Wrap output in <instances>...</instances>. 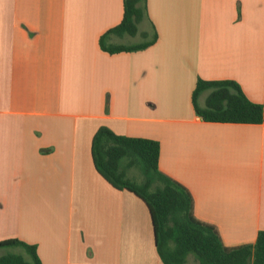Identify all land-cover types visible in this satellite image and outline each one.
<instances>
[{"label":"crops","instance_id":"0c3cea01","mask_svg":"<svg viewBox=\"0 0 264 264\" xmlns=\"http://www.w3.org/2000/svg\"><path fill=\"white\" fill-rule=\"evenodd\" d=\"M123 13V0H0V243L42 264H163L146 205L94 165L105 128L157 141L192 217L227 249L254 245L264 125L204 122L192 95L232 81L264 103V0H147L139 34L156 42L110 55L100 39ZM126 38L110 43L141 44Z\"/></svg>","mask_w":264,"mask_h":264},{"label":"trees","instance_id":"16d2710c","mask_svg":"<svg viewBox=\"0 0 264 264\" xmlns=\"http://www.w3.org/2000/svg\"><path fill=\"white\" fill-rule=\"evenodd\" d=\"M121 23L100 39L101 49L110 54L143 51L151 41L138 45L111 44L112 37H136L147 17V0H123ZM147 39L146 35H142ZM207 94L201 104V97ZM195 113L204 122L264 125V103L247 99L232 81L199 79L192 95ZM92 155L98 173L115 189L127 191L148 208L156 239V249L163 264H189L192 256L198 264H264V232L254 245L237 249L224 247L210 226L196 221L191 214L189 193L159 169L160 144L145 138H128L101 129L93 139ZM22 249L23 257L8 252ZM6 251V252H4ZM0 264H42L36 247L18 240L0 243Z\"/></svg>","mask_w":264,"mask_h":264},{"label":"rangeland","instance_id":"374dc122","mask_svg":"<svg viewBox=\"0 0 264 264\" xmlns=\"http://www.w3.org/2000/svg\"><path fill=\"white\" fill-rule=\"evenodd\" d=\"M128 37V36H127ZM150 39L147 38H143L140 34H138L136 37H130V38H126L123 43L124 44H136V43H143L145 41H149ZM207 94H204L203 97H201V102L204 103V98L206 97ZM6 252V251H4ZM8 252H12L13 254H18L21 255L23 257H26V254L24 253V251L22 249H10L8 250ZM189 264H198V262L191 256L189 258Z\"/></svg>","mask_w":264,"mask_h":264}]
</instances>
